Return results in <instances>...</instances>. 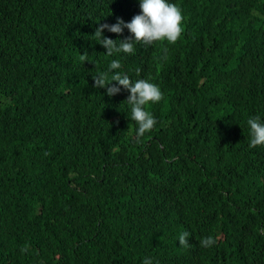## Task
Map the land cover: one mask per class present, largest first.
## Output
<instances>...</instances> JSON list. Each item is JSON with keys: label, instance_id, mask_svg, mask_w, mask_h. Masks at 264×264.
Returning a JSON list of instances; mask_svg holds the SVG:
<instances>
[{"label": "trees", "instance_id": "trees-1", "mask_svg": "<svg viewBox=\"0 0 264 264\" xmlns=\"http://www.w3.org/2000/svg\"><path fill=\"white\" fill-rule=\"evenodd\" d=\"M167 2L176 43L109 56L140 0H0V264H264V0ZM114 59L163 94L139 139Z\"/></svg>", "mask_w": 264, "mask_h": 264}, {"label": "clouds", "instance_id": "clouds-1", "mask_svg": "<svg viewBox=\"0 0 264 264\" xmlns=\"http://www.w3.org/2000/svg\"><path fill=\"white\" fill-rule=\"evenodd\" d=\"M169 1V0H168ZM141 13L135 15L131 22H124L121 18H117L116 23L100 24L95 29L94 40L102 45L109 56L115 54H127L129 56L135 54L136 45L143 44L150 46L154 42L167 41L169 44H174L181 37L182 28V14L181 10L175 5L168 3L167 0H140ZM127 29L132 35L122 40H113L102 35L104 30L115 33L118 36ZM264 47V39L253 42ZM167 52V49H164ZM166 59V55L164 56ZM81 62L87 61V52L79 56ZM121 61L114 59L109 64V70L112 72L111 81H108V74L100 72L93 77V87L106 88V94L113 96L121 91V87L129 92L126 99L128 105L131 106V118L138 125L136 130V137L139 139L145 133L152 130L157 123L154 116L147 109L151 103H157L162 99V92L159 87L146 79H138L133 81L130 77L121 71ZM139 73V69H137ZM116 82L109 86L111 82ZM247 125L250 128V142L249 148H255L264 145V122H261L259 116L250 117L247 120ZM190 233L184 231L179 234L178 241L183 247H188V238ZM216 240L212 236L202 238L200 241L201 247L208 248L213 246ZM22 253L28 252V246L20 249ZM143 264H152L150 258H145Z\"/></svg>", "mask_w": 264, "mask_h": 264}]
</instances>
